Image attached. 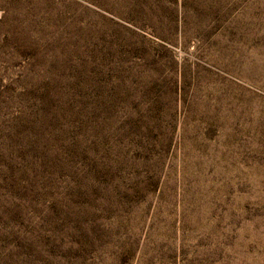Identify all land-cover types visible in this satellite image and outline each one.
<instances>
[{
  "label": "rangeland",
  "instance_id": "374dc122",
  "mask_svg": "<svg viewBox=\"0 0 264 264\" xmlns=\"http://www.w3.org/2000/svg\"><path fill=\"white\" fill-rule=\"evenodd\" d=\"M0 264H264V0H0Z\"/></svg>",
  "mask_w": 264,
  "mask_h": 264
}]
</instances>
